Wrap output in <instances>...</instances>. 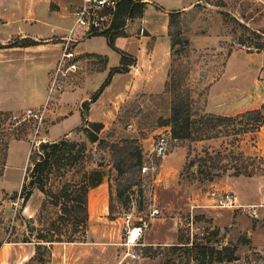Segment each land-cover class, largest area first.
Here are the masks:
<instances>
[{
	"label": "rangeland",
	"instance_id": "1",
	"mask_svg": "<svg viewBox=\"0 0 264 264\" xmlns=\"http://www.w3.org/2000/svg\"><path fill=\"white\" fill-rule=\"evenodd\" d=\"M143 1L146 6L149 0ZM155 1L175 8L169 13V35L176 44L163 88L156 89L154 82L150 87L149 74L138 71L137 59L128 55V63L90 102L111 70L97 72L107 59L77 54L84 39L64 40L77 0H0V41L12 36L0 42L1 177L7 150L10 165L0 186V223H5L0 225L9 242H39L36 259L25 264H264V248L253 247L243 233L256 215L254 208L240 197L237 207H221L212 197L216 191L238 198L233 177L264 179V154L255 148L258 130L248 124L251 116L206 109L207 94L217 82L211 110H222L216 108L218 99L233 112L264 99V0H197L185 10L176 7L191 0ZM166 18L153 6L144 21L156 29ZM135 20H127L124 35L127 29L142 32ZM96 35L101 36L91 39L89 48L108 53V66L117 64L119 55L104 35ZM134 37L123 41L125 47L135 45ZM65 51L72 55L63 57ZM72 63L76 70L70 69ZM89 66L92 74L86 76ZM56 78L61 87L52 90ZM188 105L191 137H173V109ZM28 108L45 111L38 136L34 119H12ZM187 115L185 110L181 120ZM226 116L235 119H217ZM86 118L104 125L97 142L84 132ZM71 129L64 138L87 149L63 181L79 179L86 169L104 173L103 183L89 191L88 230L74 242L72 227L53 230L59 209L41 191L35 189L26 203L21 198L22 169L32 149L53 141L50 137L62 139V131ZM161 134L169 136L168 150L152 156ZM152 160L157 171L143 173L144 163ZM134 234H139L135 241ZM206 240L210 248L237 246L238 258H204L196 246Z\"/></svg>",
	"mask_w": 264,
	"mask_h": 264
},
{
	"label": "trees",
	"instance_id": "2",
	"mask_svg": "<svg viewBox=\"0 0 264 264\" xmlns=\"http://www.w3.org/2000/svg\"><path fill=\"white\" fill-rule=\"evenodd\" d=\"M145 8L146 6L143 0H122L119 4L113 30L103 33L102 35L106 36L109 45L121 54V65L111 69L108 77L96 94H94L90 102H95L98 99L99 94L110 83L112 75L115 72H120L123 66L128 63V54L117 49L115 40L118 36L124 35L122 30L127 26V20L142 16ZM172 14L170 16V25H172L173 22ZM175 44L176 42L173 41L172 49H174ZM90 102L87 103V108H89ZM185 110H187L188 115L181 120ZM190 111L191 105L184 106V108L175 107L173 109V137L180 139L191 137L192 122L190 121ZM83 114L87 116L86 111H84ZM206 116L213 117V115H203L201 118H205ZM245 116H251L248 124H250L253 129H261L264 126V104L260 108L240 113L237 117L243 118ZM217 119L218 121H222L233 120L235 118L226 116L217 117ZM85 124L84 132L87 134L89 140L91 142H97L99 140V133L104 128L103 123L96 121L91 122L86 118ZM75 149H77V151H74ZM86 149V144L71 142L64 137L59 140L42 141L36 148L32 149L29 155L21 191V198L24 203L29 200L34 190L38 189L44 194L47 202L58 207L59 223H53V230H55V232L59 231L60 233L64 227H72L71 242L78 240L79 236L88 230L90 218L89 191L101 185L104 180L103 171L93 168L86 169L79 179L63 181V178L77 166L82 155L86 152ZM38 239L44 240L42 235L39 236ZM208 242L209 241L206 240L203 242L204 244L196 246L198 253L204 258L207 255L214 257L215 254H217V259L219 260L225 259L227 261H232L238 258L236 257L237 246L224 245L216 249L215 247L210 248L207 246L206 243ZM39 245L40 244L37 245L36 255L31 261L36 259L35 257L38 255L40 249Z\"/></svg>",
	"mask_w": 264,
	"mask_h": 264
},
{
	"label": "crops",
	"instance_id": "3",
	"mask_svg": "<svg viewBox=\"0 0 264 264\" xmlns=\"http://www.w3.org/2000/svg\"><path fill=\"white\" fill-rule=\"evenodd\" d=\"M196 1L197 0H191L189 4L183 5L182 7H176V8L184 9V10L188 9L191 6H193L196 3ZM77 3H78V0H77ZM153 6L164 10L166 17H167L165 21L163 22V24L156 29L154 28L151 29L147 25V22L144 21L148 9ZM172 9H175V8H164L162 5L160 6V3L156 2L155 0H149L148 3H146V8H145L143 15L140 17H137V20H135L136 21L135 24H138L137 25L139 26L138 28H142L141 29L142 32L136 33V31H134L133 29L131 31H128L127 29V34L118 36L115 40V45L118 50L124 51L128 55H132L135 59H137L136 61L137 70L141 71L140 69L143 68L142 70L145 73L149 74L151 78L149 86L152 87L151 84L154 82V86L156 89L163 88L164 83L168 77V71H167L168 66L167 65L169 64L171 50H172V41L169 35V30H170L169 13L171 12ZM100 36L101 35H96V36H92V37L82 40L80 43L77 44L75 50L77 54L88 53V54H93L94 56H97L99 58H103L105 60L107 59V62L105 63V65H103V67H101L100 70H98L97 72L104 71L106 69L110 71L112 67L121 65V54L116 49L112 48L108 43L107 37L103 36L104 41H106L109 46L108 48L116 52L119 55V59H118L119 61L117 62V64L108 66V62H109L108 53L95 50L94 48H89L88 46L89 45L88 42L91 39L100 37ZM132 36H135L134 38L138 39V41H136L135 45L132 48L128 46L125 47V45L123 44V41L129 38H132ZM11 37L12 36H8L7 38L2 39L0 42L5 43ZM160 58H164L163 61H161ZM16 67L22 68V65L18 64L16 65ZM92 68L93 67L90 68L89 66L88 70L86 71L87 73L86 76L92 74V73L89 74L92 71ZM89 69H90V72H89ZM97 72H94V73H97ZM217 83H215L210 88L207 94L206 109H208L207 110L208 112L230 116V115L245 112L248 110L260 108L264 104V99L262 98L248 108L240 109L238 111L233 112V108H226L228 107V105L227 104L225 105V103L223 102L224 101L223 99L222 101L218 99L217 104H216L217 107L216 106L215 107L222 109V110L221 111L211 110L210 106L212 104V101L216 100L214 99V96H215L214 91H215V88H216L215 86ZM63 96H66V95H63ZM69 117L63 119L61 123H64L65 121H67ZM57 126L58 124L54 126V129ZM62 132H63L62 134L63 137H65L72 132V129L65 130ZM58 137H61V136L56 135L54 137H50V139L55 140ZM256 144L257 145L255 146V148L258 151H260L262 154H264V126L257 131ZM8 155L9 153L7 150V155H6L5 163H4L5 171L2 177L0 176V186L2 188H4L3 187L4 181H5L4 179L7 174L6 169L10 168V165L8 163ZM26 166L27 165L25 162L23 169H22L21 185H23V182H24ZM233 192L240 194L238 195V199L240 197L242 202H244L248 206L250 205V207H253L254 208L253 210L256 212V215L254 219H252V224L250 225V227H248L247 230L243 231V233L247 236V239H249V244H251L255 248H261V247L264 248V179L248 178L244 176L233 177ZM29 213L30 214L28 216L32 217L33 216L31 215L32 205H30L29 207ZM0 224L5 225V223H0ZM1 225H0V264H25V263L30 262L37 252V245L39 244V242L36 240V238H33L30 241L21 242V243L9 242L8 236H7L8 233L5 228H2ZM239 234L241 235L242 233L239 232Z\"/></svg>",
	"mask_w": 264,
	"mask_h": 264
},
{
	"label": "built area",
	"instance_id": "4",
	"mask_svg": "<svg viewBox=\"0 0 264 264\" xmlns=\"http://www.w3.org/2000/svg\"><path fill=\"white\" fill-rule=\"evenodd\" d=\"M122 0H78L77 6L73 13V24L67 30L64 40L67 43L78 41L80 38L85 39L91 35L103 34L113 30L115 17L119 4ZM71 53L65 51L63 57L71 56ZM63 61L60 63L59 72L62 70ZM70 69L76 70L77 64L72 63ZM61 87V83H57V78L54 80L52 90H56ZM45 111L42 109L28 108L22 116L14 115L12 119L14 121H26L34 119L37 122L35 134H39L41 124L43 123ZM170 143L169 136L161 134L153 148L151 149L152 156H163L168 150ZM158 166L152 160L151 163L146 162L142 166L143 173H155ZM1 173V169H0ZM212 197L216 203L221 207L235 208L238 205V198L234 193L218 194L216 191L212 192ZM131 237L134 241L138 238Z\"/></svg>",
	"mask_w": 264,
	"mask_h": 264
},
{
	"label": "bare ground",
	"instance_id": "5",
	"mask_svg": "<svg viewBox=\"0 0 264 264\" xmlns=\"http://www.w3.org/2000/svg\"><path fill=\"white\" fill-rule=\"evenodd\" d=\"M134 235H136V234H134Z\"/></svg>",
	"mask_w": 264,
	"mask_h": 264
}]
</instances>
